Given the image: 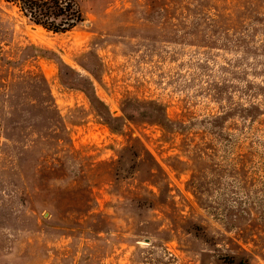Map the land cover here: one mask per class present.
I'll return each mask as SVG.
<instances>
[{
    "label": "rangeland",
    "instance_id": "rangeland-1",
    "mask_svg": "<svg viewBox=\"0 0 264 264\" xmlns=\"http://www.w3.org/2000/svg\"><path fill=\"white\" fill-rule=\"evenodd\" d=\"M0 0V264H264V0Z\"/></svg>",
    "mask_w": 264,
    "mask_h": 264
},
{
    "label": "trees",
    "instance_id": "trees-1",
    "mask_svg": "<svg viewBox=\"0 0 264 264\" xmlns=\"http://www.w3.org/2000/svg\"><path fill=\"white\" fill-rule=\"evenodd\" d=\"M3 1L16 5L22 17L30 24L54 34L70 32L83 22L81 11L74 0Z\"/></svg>",
    "mask_w": 264,
    "mask_h": 264
}]
</instances>
